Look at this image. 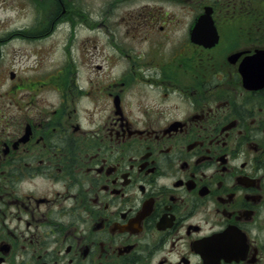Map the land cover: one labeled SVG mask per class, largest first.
<instances>
[{
  "label": "flooded vegetation",
  "instance_id": "1",
  "mask_svg": "<svg viewBox=\"0 0 264 264\" xmlns=\"http://www.w3.org/2000/svg\"><path fill=\"white\" fill-rule=\"evenodd\" d=\"M36 1L34 36L107 21L105 59L0 29V264H264V0Z\"/></svg>",
  "mask_w": 264,
  "mask_h": 264
},
{
  "label": "rangeland",
  "instance_id": "2",
  "mask_svg": "<svg viewBox=\"0 0 264 264\" xmlns=\"http://www.w3.org/2000/svg\"><path fill=\"white\" fill-rule=\"evenodd\" d=\"M94 1L98 2L99 0ZM142 6L144 4L126 8L127 10H134ZM90 7L95 10L100 9L92 3ZM165 8L167 11L172 10L171 5ZM41 10L42 7L37 4L36 0H0V17L2 19L6 18V20L0 22V29L7 30L10 25H13V30L24 32L22 35L3 37L5 43L1 48L3 50L2 54L6 56L11 47L18 46L31 56L36 51V46L42 45L39 59L43 61L45 66H53L55 71L60 65L62 68L63 66H69L71 69L69 76L74 74L80 77L90 75L91 78L97 76L96 70H91V66L90 69L85 68L82 62L90 61L92 63V61L99 62L105 59V37L102 29L107 21L103 19L84 21L83 17L66 16L54 24V30L50 34L45 37H40L37 34L34 36L41 21ZM87 41L93 43L87 46H79ZM59 61L61 64H59ZM102 74H105V69Z\"/></svg>",
  "mask_w": 264,
  "mask_h": 264
}]
</instances>
